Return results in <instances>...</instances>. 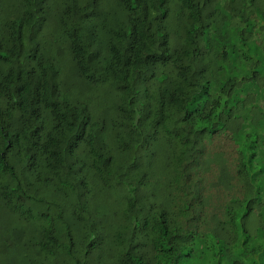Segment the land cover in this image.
I'll list each match as a JSON object with an SVG mask.
<instances>
[{
  "label": "trees",
  "instance_id": "1",
  "mask_svg": "<svg viewBox=\"0 0 264 264\" xmlns=\"http://www.w3.org/2000/svg\"><path fill=\"white\" fill-rule=\"evenodd\" d=\"M0 264H264L262 0H0Z\"/></svg>",
  "mask_w": 264,
  "mask_h": 264
},
{
  "label": "rangeland",
  "instance_id": "2",
  "mask_svg": "<svg viewBox=\"0 0 264 264\" xmlns=\"http://www.w3.org/2000/svg\"><path fill=\"white\" fill-rule=\"evenodd\" d=\"M262 3H263V5H264V0H262Z\"/></svg>",
  "mask_w": 264,
  "mask_h": 264
}]
</instances>
